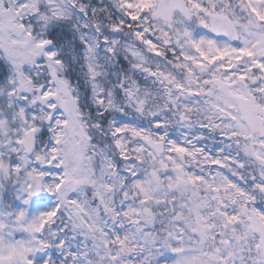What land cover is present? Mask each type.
Masks as SVG:
<instances>
[{
  "label": "snow or ice",
  "instance_id": "1",
  "mask_svg": "<svg viewBox=\"0 0 264 264\" xmlns=\"http://www.w3.org/2000/svg\"><path fill=\"white\" fill-rule=\"evenodd\" d=\"M0 264H264V0H0Z\"/></svg>",
  "mask_w": 264,
  "mask_h": 264
}]
</instances>
